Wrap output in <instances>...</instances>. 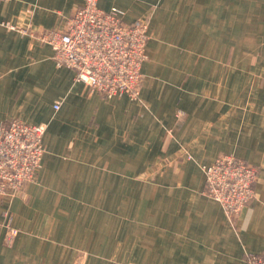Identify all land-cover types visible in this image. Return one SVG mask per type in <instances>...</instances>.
<instances>
[{
	"label": "crops",
	"instance_id": "0c3cea01",
	"mask_svg": "<svg viewBox=\"0 0 264 264\" xmlns=\"http://www.w3.org/2000/svg\"><path fill=\"white\" fill-rule=\"evenodd\" d=\"M83 1L0 3V123L46 126L36 181L0 200V264H245L264 252V0H98L148 17L137 100L88 92L21 31L60 28ZM222 154L258 169L232 222L202 193V166Z\"/></svg>",
	"mask_w": 264,
	"mask_h": 264
},
{
	"label": "built area",
	"instance_id": "2783aa9c",
	"mask_svg": "<svg viewBox=\"0 0 264 264\" xmlns=\"http://www.w3.org/2000/svg\"><path fill=\"white\" fill-rule=\"evenodd\" d=\"M7 0H0V3ZM6 27L14 28L8 22ZM48 45L57 66L74 70L75 80L88 92L104 98L126 96L137 100L142 84L141 66L147 59L148 17L124 20L117 7L105 10L98 0H84L60 28L21 30ZM59 108V102L53 104ZM181 114H178L180 117ZM44 124L18 119L0 123V200L14 198L36 181L43 150ZM190 158V157H189ZM202 193L217 202L232 222L255 197L258 169L237 156L222 154L202 166ZM3 241L11 245L18 230L5 216ZM245 264H264V252L245 255Z\"/></svg>",
	"mask_w": 264,
	"mask_h": 264
},
{
	"label": "rangeland",
	"instance_id": "374dc122",
	"mask_svg": "<svg viewBox=\"0 0 264 264\" xmlns=\"http://www.w3.org/2000/svg\"><path fill=\"white\" fill-rule=\"evenodd\" d=\"M24 33V32H23ZM75 77V75H74ZM21 121V120H20ZM43 145V150L45 149L44 148V144L42 143ZM44 153V152H43ZM43 155V154H42ZM42 158V157H41ZM204 179H205V176H204ZM17 229V228H16ZM18 230V229H17ZM74 264H85L84 260H83V256H78L74 262Z\"/></svg>",
	"mask_w": 264,
	"mask_h": 264
}]
</instances>
